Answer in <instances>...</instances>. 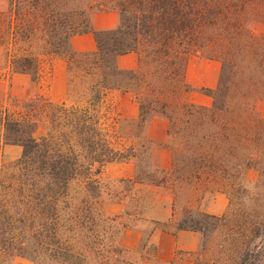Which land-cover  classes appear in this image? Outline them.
Returning a JSON list of instances; mask_svg holds the SVG:
<instances>
[{
  "label": "trees",
  "instance_id": "obj_1",
  "mask_svg": "<svg viewBox=\"0 0 264 264\" xmlns=\"http://www.w3.org/2000/svg\"><path fill=\"white\" fill-rule=\"evenodd\" d=\"M230 1L233 0H129V5L119 1L117 7L107 8L118 12L117 27L94 31L97 49L78 55L70 50L69 40L75 33L90 30L92 4L75 0H7L0 21L2 62L9 60L16 72L31 73L39 54L64 55L69 84L78 86L77 100L86 106L79 109L64 103L43 105L35 98L21 104L13 100L14 107L25 108V116L13 118L7 109L4 115L0 110L4 143L21 146L20 156L0 173V264H9L15 255L31 261L43 255L49 264H116L122 259L119 244L101 240L91 248V257L86 256L83 247L88 234L84 219L78 221L68 212L72 207L69 184L77 175V157L69 147H59L50 131L37 136V120L51 105L63 111L66 123L77 136L97 146L90 137L94 124H98L95 111L103 91L121 89L135 94L140 110L138 124L145 125L158 113L152 109L157 101L152 97V79L164 80L166 68L158 65L150 70L143 65L141 43L145 50L150 48L147 52L155 59L168 57L171 68L178 61L184 75L190 51L218 17L223 18V30L227 31L230 8L233 9ZM72 2L75 6L69 11L68 4ZM247 35L254 44L251 65L237 69L221 61L216 86L200 89L212 98L210 105L186 103L177 111V107L164 103L173 109L169 113L161 111L168 120L171 172L167 176L161 171L162 177L151 182L169 180L178 192L187 187L191 190L195 182L205 180L214 186L213 190L226 193L229 206L221 216L186 208L172 227L194 230L206 238L207 232L224 226L226 231L219 246H228L227 260L231 264H264V117L254 106L264 89V35ZM255 43L261 44L259 50ZM131 51L139 53L138 67L119 69L116 57ZM113 159L117 158L105 147L92 162L102 164ZM248 168L259 173L257 192H251L244 183ZM138 179L148 181L144 177ZM92 188L89 182L83 186L85 193ZM98 196L99 193L93 195ZM81 202L86 203L87 199L81 197ZM87 208L91 218L95 217L91 226H101L103 231L113 228L100 212L90 213L94 206ZM158 226L170 227L152 221V228L141 243V249L150 251L147 261L155 252L148 238ZM204 242L203 239V248Z\"/></svg>",
  "mask_w": 264,
  "mask_h": 264
},
{
  "label": "rangeland",
  "instance_id": "obj_2",
  "mask_svg": "<svg viewBox=\"0 0 264 264\" xmlns=\"http://www.w3.org/2000/svg\"><path fill=\"white\" fill-rule=\"evenodd\" d=\"M75 1L87 5L92 4L91 11L115 8L118 6L119 1H124L126 5H129V0ZM229 4L233 5V9L230 8L231 14L229 15V27L227 31L223 30V24L225 23L222 21L223 18L218 17L214 24H211V26L205 30L206 34L204 33L202 35L203 38L199 39L198 45L190 51L186 66L194 61L207 59L217 60L220 64V68L221 61L223 60L227 61L228 65L237 69L251 65V49L254 48V44L249 40L247 33L249 32L258 38L264 35V3H260V1L244 2L242 0H233L230 1ZM74 6L75 4L72 2L68 4L69 9L67 6L64 8L70 11L74 9ZM260 45L261 44L255 43L256 48H258L257 50H259ZM144 47L145 44L141 43L140 53L143 65L150 70L158 65H163V67L166 68V77L164 80L157 81V78L152 79L151 88L154 90V96L152 97L157 100L152 106V109L158 112L157 114H153V116H164L161 111H164V113L172 112L173 109L170 106L177 107V111H179L182 105L188 103L185 101L186 94L196 89L184 82L183 71L178 61L175 62L171 68L168 66V57L161 56L159 59H155L153 54L147 52L150 48L146 47L145 50ZM234 79L237 80L235 77ZM72 90V95L74 97L73 101H76L79 88L75 84ZM81 90L80 87V91ZM261 95L262 98L255 99L254 106L258 113L264 117V89ZM80 101L82 102V100ZM164 103L170 106H164ZM51 107V105L49 108L46 107V111H48L47 114H42L45 121L35 134L37 136H42L50 131L54 137L53 140L60 144L59 147H69L71 152L77 157V175L69 184L72 207L68 212L70 211L69 215L78 221L84 219L85 233L88 234V238L86 240V246L83 247V249L86 256L90 258L92 254L91 248L97 245V242L100 240L102 242L108 243L111 241L114 242V244H119L121 232L139 218V216L135 214V210L139 207L137 204V201H139L138 197L149 198L153 196L154 190L152 188L136 186L135 182H139L138 178L140 177H144L145 180L150 182L151 179L158 180L162 177L163 173L153 166L156 164L154 151L159 150L161 144L151 142L145 138L143 134L144 124H138V122L130 123L124 120L119 123L118 127L115 126L113 124V114L111 111L105 110L106 108L98 105L95 111L98 124L97 122L94 124L95 130H93L91 137L89 134H86L90 137V140L95 143L97 141V146H91L88 140L84 142L77 136V132L70 127L69 123H66L63 111ZM12 108L13 110L11 109L10 111L12 117L19 118L21 113L16 110L14 106H12ZM83 135H85V133L82 134V137ZM169 143H171V139L167 136L165 144L169 145ZM105 147L112 151L113 158H117L113 160L129 157L135 159L134 179L111 178L107 175L98 173L99 168L94 166L92 160L97 158ZM169 150L171 154V149ZM20 154V146L4 143L3 131L2 128H0V173L1 171H7L5 165L15 161ZM252 169L255 171L253 175L254 180L246 181L244 179V183L251 192H257L260 189L255 187V182L259 178V173L256 169ZM88 182L93 187V190L85 193L83 186ZM213 187L212 184L207 183L205 180H201L200 182H195L191 190L187 187V189L183 191L176 192L175 207L177 210V217L181 215L182 210L187 208L188 205L194 203V197H197V199L201 196L205 197L208 195L209 191L213 190ZM95 193H99L97 198L93 197ZM162 194L165 195L163 192ZM81 197H85L87 202H81ZM120 203L123 204L121 212L114 213L111 206ZM89 205L95 207L93 211H90L91 214L100 212L111 222L113 228H111L110 231H103V227L101 226H96V228H94L93 223L91 226V222L95 221V217L91 218L89 212H87V206ZM106 207L109 209L106 210ZM235 207L234 205V208ZM105 224L108 225V223ZM148 227L145 229V232L149 229ZM225 231L226 227L220 226L212 233H210V231L207 232L206 238L201 236V244L204 239L205 247L203 248L201 245L200 253L205 261L212 262L213 264H231V261L227 260V255L230 253L228 249H226L228 246L226 244H224V247L219 246L221 237ZM93 241H95V244L92 243ZM121 248L122 259H118L116 264H144L150 256V251L147 248L139 252L131 251L123 247ZM230 251H233V249H230ZM181 259L182 260L178 261V264L188 262V260L194 259V257L183 255ZM86 261L89 260L86 259ZM33 262L37 264H49L48 260H46V257L43 255L37 257ZM51 264L54 263L51 262Z\"/></svg>",
  "mask_w": 264,
  "mask_h": 264
},
{
  "label": "crops",
  "instance_id": "obj_3",
  "mask_svg": "<svg viewBox=\"0 0 264 264\" xmlns=\"http://www.w3.org/2000/svg\"><path fill=\"white\" fill-rule=\"evenodd\" d=\"M6 6L7 0H0V21ZM118 23L119 14L114 9L93 11L89 18L90 30L73 34L69 40L70 50L78 55L94 52L97 49L94 31L114 29ZM2 28L3 26L0 24V29ZM2 57L3 50L0 43V110L3 115L6 109L8 111L13 110V100L21 104L23 101L36 98L43 105H46V103H64L79 109L86 106L83 101L72 100L74 99L72 95L73 86L69 84L68 60L64 55H57L52 52L39 54L36 68L31 73L14 71L9 60L4 64ZM1 64L3 65L1 66ZM115 64L119 69H136L139 65V53L131 51L119 54L115 59ZM219 71L220 64L215 59L199 60L187 64L184 71V82L196 90L188 92L185 101L197 105H210V96L203 93L200 89L214 88L217 84ZM77 94L79 95V93ZM99 106L111 111L113 124L117 127L124 120L130 123H137L139 120V103L132 92L121 89H106L103 91ZM16 110L25 116V108L17 106ZM44 113H46V109ZM44 121L43 117L37 120V130ZM167 128L168 120L166 116H152L144 125L143 134L151 142L161 144L159 150L154 151L156 164L153 166L168 176L171 172V154L165 144ZM93 163L94 166L99 168L98 173L111 178L134 179L135 177V159L132 157L106 161L102 164L96 161H93ZM254 173L255 171L252 168H248L244 179L253 181ZM135 184L139 187L152 188L154 194L149 198L138 197L139 201H137V204L139 207L135 210V214L139 218L121 232L120 246L131 251H143L141 249L143 238L151 230L152 221H157L159 223H167L171 228L165 229L158 226L152 230L148 242L154 245L155 252L150 260L144 262V264H178V261L182 260L181 257L183 255L194 257V259H190L183 264H213L202 258L200 253L201 235L199 232L190 229L174 230L172 227L186 210V208L182 210L181 215L177 217L175 207L176 192L172 182L166 180L163 183L156 184L144 181L135 182ZM193 200L194 203L188 205L187 208H197L216 216H221L225 213L229 202L227 194L219 190H211L205 197L201 196L198 199L194 197ZM111 207L112 211L117 213L121 212L123 204L120 203ZM108 209L106 207V210ZM147 227L149 229L145 232ZM9 264L37 263L15 255L11 257Z\"/></svg>",
  "mask_w": 264,
  "mask_h": 264
}]
</instances>
